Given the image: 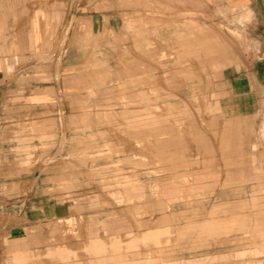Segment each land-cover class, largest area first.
Masks as SVG:
<instances>
[{"label": "rangeland", "instance_id": "obj_1", "mask_svg": "<svg viewBox=\"0 0 264 264\" xmlns=\"http://www.w3.org/2000/svg\"><path fill=\"white\" fill-rule=\"evenodd\" d=\"M60 1L0 0V264H264L251 13Z\"/></svg>", "mask_w": 264, "mask_h": 264}, {"label": "crops", "instance_id": "obj_2", "mask_svg": "<svg viewBox=\"0 0 264 264\" xmlns=\"http://www.w3.org/2000/svg\"><path fill=\"white\" fill-rule=\"evenodd\" d=\"M60 0H57V2ZM128 0H122L124 5ZM208 7H229L234 8L238 12L245 14L250 12L254 20V26L248 29V34L254 37L258 46L264 49V0H198ZM61 3L66 4L67 0H61ZM86 2V10L88 14L84 15V19L91 23V30L94 36L100 34L105 25L110 28H116L118 7L117 0H92ZM125 7H122V10ZM129 8V7H128ZM126 11V10H125ZM61 18H63V11H61ZM68 13L65 15L67 16ZM38 19H40L38 17ZM39 32V30H38ZM260 64L261 61H256ZM261 69V68H260ZM93 241V240H92ZM114 241V240H113ZM116 241V240H115ZM59 252V251H58Z\"/></svg>", "mask_w": 264, "mask_h": 264}]
</instances>
